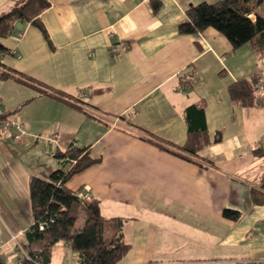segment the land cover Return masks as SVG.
Segmentation results:
<instances>
[{
	"label": "crops",
	"instance_id": "0c3cea01",
	"mask_svg": "<svg viewBox=\"0 0 264 264\" xmlns=\"http://www.w3.org/2000/svg\"><path fill=\"white\" fill-rule=\"evenodd\" d=\"M47 1L41 21L52 46L29 23H22L20 35L0 38L9 51L0 55L1 68L25 74L56 95L65 92L69 100L14 77L0 82L12 96L10 109L3 110L10 112L8 120L37 144L46 139L51 151L46 162L38 154L29 168L16 157L29 139L16 142L10 131L0 129L3 263L16 264L15 246L33 223L30 176L43 164L59 166L53 152L76 143L97 161L66 185L97 198L103 217L125 219L130 248L116 264H264V85L261 106L234 104L228 92L237 80L259 71L264 75V59L249 43L233 51L211 27L195 35L178 31L190 5L217 0ZM17 3L0 0V15ZM109 31L126 46H117L122 50L117 55L109 50ZM192 67L199 79L185 93L178 76ZM199 99L205 101L210 142L202 160L172 154L145 139L150 134L182 146L184 109ZM84 107L105 123L87 116ZM5 152L15 156L4 157ZM224 209L239 217L226 218ZM51 264H76V254L60 242Z\"/></svg>",
	"mask_w": 264,
	"mask_h": 264
},
{
	"label": "trees",
	"instance_id": "16d2710c",
	"mask_svg": "<svg viewBox=\"0 0 264 264\" xmlns=\"http://www.w3.org/2000/svg\"><path fill=\"white\" fill-rule=\"evenodd\" d=\"M159 3L154 2L155 9L159 7ZM48 7L47 0H18L17 5L0 15V38L21 33L22 29H17V24L29 23L37 27L52 46L41 21V14ZM186 16L187 20L178 26L180 34L195 35L211 27L230 42L233 51L249 43L257 56L261 60L264 59V0L199 2L187 8ZM8 52L0 42V55ZM262 74V71H259L229 85L228 92L234 104L243 107L263 104ZM8 77H14L16 81L31 86L39 92L69 101L64 95L62 96L66 94L65 92L56 95L48 87L29 76L0 67V78ZM178 77V88L185 93L190 92L199 79L193 67ZM77 100L82 101L80 98ZM70 102L82 108L80 103ZM83 109L90 118L105 123L95 110L87 111L85 107ZM9 115L8 111H0V129L10 122ZM184 119L187 124V139L182 146L171 145L163 139L150 137V134L145 135V139L172 154L187 155L188 158L202 160L201 151L210 143L206 126L205 101L199 99L186 106ZM53 157L58 160V167L43 164L41 175L30 176L28 189L33 223L25 231L23 239L18 242L25 256L19 257L17 264H51L53 248L60 242L67 243L76 254V264L118 263L130 248L123 235L125 219L103 217L100 212V201L97 198L92 195L85 196L81 189L73 191L66 185L73 175L97 160L90 156L86 147L78 146L76 143H71L62 151L57 149L53 152ZM223 215L230 219L239 217V213L232 209H224ZM78 221H80L79 225ZM0 261L4 264L1 259Z\"/></svg>",
	"mask_w": 264,
	"mask_h": 264
},
{
	"label": "rangeland",
	"instance_id": "374dc122",
	"mask_svg": "<svg viewBox=\"0 0 264 264\" xmlns=\"http://www.w3.org/2000/svg\"><path fill=\"white\" fill-rule=\"evenodd\" d=\"M0 82H2V78H0ZM8 90V92H9V89H7ZM0 91L2 92L1 94H3V96H4V101H3V103H2V106H0V111H3V110H6V108H8V109H10L9 107H8V103L10 102V98L12 97V96H10V98L8 97V95H6L7 93H5V91H4V89H1L0 88ZM20 95L18 94L17 96H16V98L17 97H19ZM189 97V96H188ZM188 97H185L186 99H188ZM12 116V115H11ZM17 127V123H15L14 121H10L9 123H6L5 124V126L3 127V128H1V130H3V131H6V130H8V131H10L11 132V135H13V140L14 141H16V142H23V140H27V139H29V138H27V137H25V134L23 135V136H21V139L20 140H16L15 138H14V135H15V133H17L18 131L17 130H15V128ZM23 129V128H22ZM46 139H40L39 140V143L37 144L36 142V140L34 139H32V140H30L29 139V142H27V144H25V149H24V151L23 152H21V154H19V155H17L16 157L17 158H19L21 161H24V162H27L28 163V167L30 168V167H32V165L35 167V161H36V159L38 158L37 157V155L39 154V158L38 159H40L41 161H42V163L45 161L46 162V160H48L47 158H48V154H50L51 153V151H50V148L48 147V146H46V141H45ZM48 153V154H47ZM11 156H15V154H13V153H11V152H9V153H7V152H5L4 153V157H11ZM33 161V162H32ZM31 162H32V164H31ZM31 165V166H30ZM53 166L54 167H58V164H56V163H53ZM35 175H41V172H36V173H34ZM30 179V178H29ZM77 224L79 225L80 224V221H78L77 222ZM15 240V239H14ZM15 241H17V240H15ZM19 242V241H18ZM11 243V242H10ZM12 244V243H11ZM15 249L17 250V249H19L20 251H19V253H20V257H23V256H25L24 255V253H23V250L19 247V244H17L16 246H15ZM60 250V249H59ZM61 251V256H62V258L64 257V252L62 251V250H60ZM57 254H59V253H57ZM16 264H17V261H16Z\"/></svg>",
	"mask_w": 264,
	"mask_h": 264
},
{
	"label": "built area",
	"instance_id": "2783aa9c",
	"mask_svg": "<svg viewBox=\"0 0 264 264\" xmlns=\"http://www.w3.org/2000/svg\"><path fill=\"white\" fill-rule=\"evenodd\" d=\"M20 34L21 33H19V35ZM108 36H109V39L111 41V44L109 46V50H110L111 54L117 55L118 53H120V51H122L121 49L117 48V46H122L123 48L126 47L125 45L123 46V44H121V43L117 44V42L115 41V33L113 31H109ZM263 77H264V75H263ZM79 97H81V96L79 95ZM15 130H17L18 132L15 133L14 138L16 140H20L21 136H23L25 134V132L18 123H17V127L15 128ZM41 228L42 227L40 226V229Z\"/></svg>",
	"mask_w": 264,
	"mask_h": 264
},
{
	"label": "water",
	"instance_id": "95a60500",
	"mask_svg": "<svg viewBox=\"0 0 264 264\" xmlns=\"http://www.w3.org/2000/svg\"><path fill=\"white\" fill-rule=\"evenodd\" d=\"M21 28H22V23H18L17 24V29H21ZM0 264H2L1 261H0Z\"/></svg>",
	"mask_w": 264,
	"mask_h": 264
}]
</instances>
